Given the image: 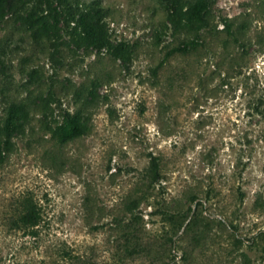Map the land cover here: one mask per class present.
I'll return each mask as SVG.
<instances>
[{"label": "rangeland", "instance_id": "1", "mask_svg": "<svg viewBox=\"0 0 264 264\" xmlns=\"http://www.w3.org/2000/svg\"><path fill=\"white\" fill-rule=\"evenodd\" d=\"M12 108L0 264H264V0H26L0 128Z\"/></svg>", "mask_w": 264, "mask_h": 264}, {"label": "trees", "instance_id": "2", "mask_svg": "<svg viewBox=\"0 0 264 264\" xmlns=\"http://www.w3.org/2000/svg\"><path fill=\"white\" fill-rule=\"evenodd\" d=\"M26 0H0V21L5 18L7 13L15 11L18 7H20L23 3H25ZM88 27L85 28L87 32H89ZM200 44L199 36L196 35L193 38L184 41L182 44H179L177 46H174L170 48L166 54L165 57L169 56L170 54L174 52H186L192 48H196L197 45ZM15 116V110L12 108L9 110V115L6 118V121H4L3 126L0 128V142L1 140L4 143L8 142L9 136H10V129H11V122ZM82 134V128L80 126V123L77 119V116L75 114H71L69 112H66L64 115V118L62 120V123L60 125V132L58 133V141L65 142L75 136H78ZM151 167L154 176L159 175L158 172V159L156 156H151ZM21 208L18 213L17 218L12 219L13 224L20 225L24 227H33L38 224L39 220V212L36 203L32 200L30 197H25L20 202Z\"/></svg>", "mask_w": 264, "mask_h": 264}]
</instances>
